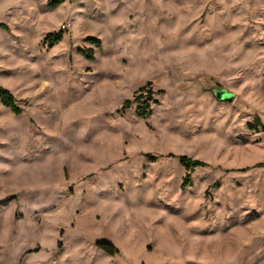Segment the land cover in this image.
<instances>
[{
    "label": "rangeland",
    "instance_id": "rangeland-1",
    "mask_svg": "<svg viewBox=\"0 0 264 264\" xmlns=\"http://www.w3.org/2000/svg\"><path fill=\"white\" fill-rule=\"evenodd\" d=\"M49 1L0 0V264H264V0Z\"/></svg>",
    "mask_w": 264,
    "mask_h": 264
},
{
    "label": "trees",
    "instance_id": "trees-1",
    "mask_svg": "<svg viewBox=\"0 0 264 264\" xmlns=\"http://www.w3.org/2000/svg\"><path fill=\"white\" fill-rule=\"evenodd\" d=\"M66 0H50L49 1V6L50 7H56L62 3H64ZM1 26L5 27L4 24H1ZM62 32H50L46 35L45 37V41L48 42V46H54L55 44H57L61 39H62ZM94 42H96L97 40H94ZM97 45L99 44V41L96 42ZM89 57H93L92 52L88 55ZM145 88H140L139 91H143ZM131 104L130 100H127L124 104H123V108L129 107ZM0 106H5L7 108H9L13 113L19 115L23 112V108L18 104L14 94L11 92V90H9L8 88L4 87L3 85L0 84ZM261 128V130L264 132V123L261 121V119L259 117H257L255 119V123H251L249 124V128L251 129H258ZM180 161L181 163L185 166L187 174H186V178H185V182L183 183V187H185L186 185L191 183V171L196 168V167H202V166H206L207 163L202 161V160H198V159H192L186 155H182L180 156ZM254 167H261L264 168V163L260 162L256 165H254ZM218 183H215L212 185V187H216ZM99 247L101 249H103L105 252H107L110 255H114L116 253H118V249L110 243L107 242H102L99 244Z\"/></svg>",
    "mask_w": 264,
    "mask_h": 264
},
{
    "label": "water",
    "instance_id": "water-1",
    "mask_svg": "<svg viewBox=\"0 0 264 264\" xmlns=\"http://www.w3.org/2000/svg\"><path fill=\"white\" fill-rule=\"evenodd\" d=\"M213 94L217 99L227 102L232 101L234 98V95L224 88L215 89Z\"/></svg>",
    "mask_w": 264,
    "mask_h": 264
}]
</instances>
